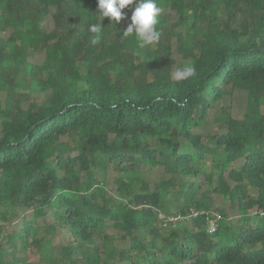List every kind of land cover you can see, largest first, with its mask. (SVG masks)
Wrapping results in <instances>:
<instances>
[{
	"label": "trees",
	"instance_id": "16d2710c",
	"mask_svg": "<svg viewBox=\"0 0 264 264\" xmlns=\"http://www.w3.org/2000/svg\"><path fill=\"white\" fill-rule=\"evenodd\" d=\"M157 4L140 47L91 42L97 0H0V264H264V0Z\"/></svg>",
	"mask_w": 264,
	"mask_h": 264
},
{
	"label": "clouds",
	"instance_id": "9594fccd",
	"mask_svg": "<svg viewBox=\"0 0 264 264\" xmlns=\"http://www.w3.org/2000/svg\"><path fill=\"white\" fill-rule=\"evenodd\" d=\"M131 9L130 23H127L123 31L125 36H131L135 33L140 47L151 44L159 40L160 33L155 28L158 23V17L162 13V7L158 6L157 0H97L98 14L102 17H108L110 21L119 23L122 19L128 20V13L123 10L128 6ZM102 20L100 23L92 24L90 32L94 33L92 43L96 44L101 39ZM196 73L192 65H186L177 69L174 73V79L177 81L185 80Z\"/></svg>",
	"mask_w": 264,
	"mask_h": 264
},
{
	"label": "rangeland",
	"instance_id": "374dc122",
	"mask_svg": "<svg viewBox=\"0 0 264 264\" xmlns=\"http://www.w3.org/2000/svg\"><path fill=\"white\" fill-rule=\"evenodd\" d=\"M51 11L52 12H56V8L52 7ZM163 13L167 17V19H169L168 21L177 20V16L175 15L174 12L170 11L169 8H165L163 10ZM101 20H102V17L100 18V22H101ZM128 21L129 20H125L122 23L123 27L127 26ZM103 23H104V19L102 20V24ZM168 24L170 25V22H168ZM52 27H53L52 24L45 23V29H51ZM161 32H163V31H161ZM5 34H6V36H9L10 35V31L7 30ZM161 35H163V34L160 33V37H161ZM156 43H157V41L153 42L151 44H152V46H156ZM44 57H45L44 53L35 52L34 55L32 57H30V61L33 62V63L39 64V63L43 62ZM175 57H176V59L178 61H180L182 59L181 55L178 54V53L175 55ZM184 64L185 65H189L190 61L187 60V61L184 62ZM175 67L176 66H174V70H175ZM39 97H41V95ZM244 97H245V95L242 92L236 91V92H234L232 97H229L227 99V103L233 105V107H234L233 111L235 113H238L240 111L238 109V105H240L241 102L244 101ZM115 174H116V172H114L112 169H110L108 171L106 177H105V179H106V189H107L108 194H110V195L116 194V191H115L116 186H115V180H114L115 179ZM97 177L101 178L102 176L99 173ZM169 177L170 176H168V178ZM149 178H150V182L153 184L154 182L159 181L160 179H164L166 177H165L164 173H153V174H151L149 176ZM220 203H221V198L219 197V195H214V204H216L218 206V205H220ZM157 213H158V215H157L158 222H159V224H160V226L162 228H167L170 223H173V222L177 221L178 219H182V216H180L178 213H176L175 209H171L169 212L159 211ZM215 215H218V213H215ZM213 227H214V225H213V222H212L211 223V228H213ZM105 231H107L109 234H114V235H118L120 233L119 230L114 228V227H108ZM55 241L56 242H62V238L58 235V236L55 237ZM121 243H122L121 241H117L118 245H121ZM125 245L128 246V243H126Z\"/></svg>",
	"mask_w": 264,
	"mask_h": 264
},
{
	"label": "built area",
	"instance_id": "2783aa9c",
	"mask_svg": "<svg viewBox=\"0 0 264 264\" xmlns=\"http://www.w3.org/2000/svg\"><path fill=\"white\" fill-rule=\"evenodd\" d=\"M260 214H261V215H264V210H261V211H260Z\"/></svg>",
	"mask_w": 264,
	"mask_h": 264
}]
</instances>
